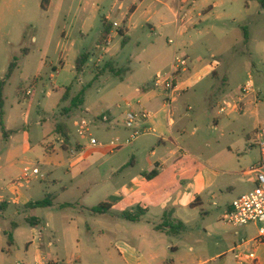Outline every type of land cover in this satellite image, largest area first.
I'll return each instance as SVG.
<instances>
[{
  "label": "crops",
  "instance_id": "obj_1",
  "mask_svg": "<svg viewBox=\"0 0 264 264\" xmlns=\"http://www.w3.org/2000/svg\"><path fill=\"white\" fill-rule=\"evenodd\" d=\"M43 1L0 0V50L9 57V66L15 59L18 61V51L25 52L26 57L30 55L31 51L26 48L30 40L36 46L33 54L46 59L41 61L42 68L57 72L67 68L76 70L79 57L85 53L91 56L85 51L86 42L95 35V48L106 47L105 54L111 57V61L108 69L96 73L89 83L91 87L86 91L83 105L76 110H81L89 92L99 87V78L111 74L119 79L118 86L127 93L122 99L126 101L122 122L131 110L149 112L150 115L147 120L137 123L136 130L141 133L137 138H132L135 130H127L123 123L128 134L122 140L101 145L93 153L83 152V156L77 155L70 160L65 175L71 176L72 181L81 179L74 186L82 196L75 204H57L61 211L72 209L74 212H55L57 196L50 192L44 194L43 188L49 190V183L59 187L62 176L51 181L50 178L66 165L51 159V155L59 150L54 143H47L44 147L41 142L34 143L30 134L21 138L23 133L28 135L26 132H30L32 125H18L17 117L29 118L20 104L16 105L17 108L11 105L4 109L6 81L2 111L9 134L4 136L0 124V207H4L0 210V224L5 223L0 227V234L8 248L1 243L0 264H12L10 257L14 254L11 250L19 242L27 244L31 264L38 260H57L49 250L57 243L59 231L74 236L78 252L73 260L78 264H232V261L237 264L233 253L235 247L252 238L242 239L241 232L222 220V215L236 198L227 201L216 214L207 210L206 204L209 193L225 174L248 176L253 184L256 183L251 169L260 159L257 144L248 138L238 150L233 164L214 157L204 161V155L196 147L191 146L192 152L182 147L181 141L186 142L184 138L188 134L186 120L191 118L190 112L199 106L205 117L209 113L211 96L217 93L221 82L216 78L217 73L214 79L210 78L209 74L216 70L208 67L202 70L194 63L189 70L182 72L177 96L170 107L164 102L163 93L150 86L157 74L169 73L176 54L185 56L196 40L209 32L225 34V27L216 22L246 23L249 12L260 7L259 3L248 0H46L43 7ZM202 24L206 25L202 27ZM105 26L112 29L106 43L100 46L98 40ZM76 33L78 38H75ZM116 39V45L111 46ZM52 51L60 56L61 68L52 61L48 62ZM187 57L191 58L190 55ZM146 65L150 66L148 70L144 68ZM4 78H0V83ZM28 92L26 96H31L32 92ZM233 96L235 93L227 95L224 100ZM244 111L238 115L242 116ZM42 113L35 122L38 126L56 119L53 109H44ZM232 114L237 113L227 116ZM217 116L221 117L219 112ZM112 123L109 125H114ZM58 126L51 134L60 137ZM215 126H220L218 119H215ZM198 130L199 126H195L192 134ZM78 149L82 150V147L78 146ZM70 150H73L71 145L65 152L69 154ZM187 156L192 163L185 162ZM90 157L99 160V165L86 162ZM40 164L44 170L38 167ZM35 168L39 173L32 175ZM27 171L32 176L26 180ZM94 178L99 180L91 189ZM60 188L67 191L66 187ZM89 188L96 190L99 203L89 202ZM47 194L53 195L52 206L27 207L43 200L39 198L41 195L45 198ZM103 203L111 205L109 212H92V208ZM39 210H47L43 220L38 215ZM141 211L142 215L136 221L122 217L125 212L136 214ZM32 214L36 216H30ZM28 218H37L38 225L29 224ZM57 220L62 222L61 230ZM8 233L13 236V245L8 243ZM24 238L26 241L22 240ZM82 243L87 246L86 254L92 257L90 263L82 255ZM263 247L256 249L249 244L242 250L256 249L260 254ZM259 261L264 262L260 256Z\"/></svg>",
  "mask_w": 264,
  "mask_h": 264
},
{
  "label": "rangeland",
  "instance_id": "obj_2",
  "mask_svg": "<svg viewBox=\"0 0 264 264\" xmlns=\"http://www.w3.org/2000/svg\"><path fill=\"white\" fill-rule=\"evenodd\" d=\"M249 15L250 17H248L246 23L239 21L237 24L233 23V20L216 22L217 25L225 27V34L209 32L204 37L196 40L194 47L187 49L184 56V59L188 62L186 66L188 70L196 63L202 70L205 67H208L207 69L209 70H216L209 74L210 78L212 79L214 74L217 73L216 78L221 80L217 88L218 91L216 90L217 93L211 96V107L208 108V115L205 117L201 112L202 108L199 109V106L193 112H190L191 118L186 120L188 130V134L184 138L186 142L181 141L182 147L188 152H192L191 146L196 147L204 155V161L208 157H214V159L223 160L226 164L235 163L238 150L242 149L245 141L250 138L253 139V144H256V130L259 127H264V11L258 7L257 9H252ZM205 25L202 24V27ZM247 29L249 30L248 34H250L248 40L244 37ZM93 36L95 37V35H91L86 42L85 51H89L91 56L82 73H77L76 70H69V68L58 70L59 72L49 68H42L41 61L46 59L40 57V55L33 54L36 51V46L29 40L26 48L31 53L26 57L25 52H17L19 69L14 71L4 90L6 105L4 109H9L11 105L17 108L16 105L20 104L21 108L26 110L29 115L28 119L17 117L19 126L32 125L30 132H26L28 135L23 133L21 138L23 139L30 134L31 139H34V143L41 142L44 147L47 143H54L59 150L51 155V159L66 165L64 168L59 169L60 174L56 171L50 178L51 181L61 175L62 177H60L63 181L59 187H53L52 183H49L50 188L46 190L42 186L43 191H46L44 194L50 192L57 196L54 201L55 212H74L72 209L61 211L57 209V204L63 202L75 204L78 203V199L82 196L74 186L75 183H80L81 179L76 178L72 181L71 176L65 175L70 168V160L77 155L83 156L84 154L93 153L101 145L118 142V139L122 140L128 134L123 126L124 122H122V113L126 109V101L122 99L127 93L122 90L120 85L118 86L120 83L119 79L111 74L99 78V87L89 92L86 104L81 110H76L77 108H75L71 112L68 111L72 100L95 78L96 73L104 70L107 63L111 61V57L105 54L106 47H102V49L95 48L96 40L93 39ZM76 37L78 38L77 33L75 34ZM116 42L117 39L111 46H115ZM79 43L77 42V45ZM6 55L5 52L0 50V78H4L8 71L10 61L9 57H5ZM189 55L192 60L191 58L188 59L187 56ZM213 55L215 58L212 57ZM176 56L182 55L178 53ZM51 61L54 62L56 67L61 68L60 56H57L53 51L48 59L49 63ZM209 63H211V66ZM146 66L144 68L148 70L150 66ZM51 75H55V77L51 78ZM223 78H227V80L224 82L222 81ZM247 81L252 82L253 91L243 100L245 104L244 114L240 116L237 113L218 117V107L225 102L224 99L227 95L238 93ZM59 85H65L66 87L59 88ZM27 91H31L32 95L26 96ZM17 93L20 95H17ZM59 104L60 107H58ZM44 109L46 111L55 110L56 119L46 122L43 126H38L35 122L40 119L39 115H43L42 111ZM215 119L220 121V126H215ZM83 120L87 123L86 127L82 125ZM109 123L114 125H109ZM58 124L57 131L60 137L51 134ZM195 126H199V130L193 135ZM80 129H83V134L79 133ZM68 130H70L69 141L66 142L64 135L68 133ZM46 134H50V136L47 137ZM93 139L97 141V145L90 148V142ZM69 145L72 146L73 150H70L68 154L65 149ZM78 146H81L82 150H79ZM94 155L96 156V154ZM77 159H75V162H78ZM86 162H91L92 165L96 163H98L96 165H99L100 163L99 160L94 161L92 157L87 159ZM185 162L192 163V160L187 156ZM38 167L45 169L41 164ZM97 179L91 180V189L95 186L94 182L99 180ZM86 180H88V177ZM237 182L238 187L236 186ZM62 186L66 187L67 191H63L60 188ZM230 187L236 188V190L229 189ZM255 187L256 184H253L248 176L225 174L218 179L209 193L206 209L214 214L219 213L227 201H232L238 196L252 191ZM91 189L90 197H88L89 202L92 204L99 203L97 202L99 201V195L95 196L96 190ZM41 197L39 199H44V196L41 195ZM38 215L43 220L47 215V210H39ZM30 216L36 215L32 214ZM91 217H94V215H91ZM91 217L90 219H92ZM57 223L59 230H61L63 228L62 222L57 220ZM4 224H0V227H3L2 225ZM259 226V224L250 223L247 226L238 227L236 230L241 232L242 239H250L257 236ZM81 229L84 230L83 227ZM2 236L0 234V245L2 243L3 247L8 248ZM57 239L54 248L50 249L49 252L60 262L78 264L73 260L76 252H78L74 236L62 234L59 231ZM22 240L26 241V238ZM26 245L25 242H19L18 246L12 248L11 252L14 254L10 257L12 264H31L30 253L27 254ZM86 247L82 243L80 250L84 260L90 263L92 262V257L86 254ZM263 250L264 247L262 252L258 254V258L260 256L262 261H264ZM6 253L5 251V256ZM234 263L232 261V264Z\"/></svg>",
  "mask_w": 264,
  "mask_h": 264
},
{
  "label": "built area",
  "instance_id": "obj_3",
  "mask_svg": "<svg viewBox=\"0 0 264 264\" xmlns=\"http://www.w3.org/2000/svg\"><path fill=\"white\" fill-rule=\"evenodd\" d=\"M187 64L188 62L184 59V56H175L171 71L169 73L157 74L150 86L153 90L163 93L164 102L168 107H170L177 96L179 75L187 69ZM181 68L182 70H180ZM252 91L253 84L251 81H247L235 96L230 97V100L219 105V114L227 115L244 111L243 100ZM28 94H30V91ZM149 115V112L137 113L132 110L125 114V127L129 130H135L132 138H137L141 134L136 130L137 123L147 120ZM82 125L86 127L87 123L85 120L82 121ZM79 133L83 134V129H80ZM91 144L95 146L97 145V141L93 139L91 140ZM256 144L260 152V159L251 169L255 175L256 187L252 191L237 197L232 202L230 209L226 210L222 215V220L234 228L247 226L250 223L260 225L257 236L249 241L243 240L235 247L233 253L237 264H261L256 249L260 246H264V127H259L256 130ZM38 173L39 169L35 168L32 170L31 174L36 175ZM31 174L27 171L24 179H29L32 176ZM249 244H252L256 249L243 251L242 248ZM36 264L67 263L60 262L59 260H38ZM262 264H264V262Z\"/></svg>",
  "mask_w": 264,
  "mask_h": 264
},
{
  "label": "trees",
  "instance_id": "obj_4",
  "mask_svg": "<svg viewBox=\"0 0 264 264\" xmlns=\"http://www.w3.org/2000/svg\"><path fill=\"white\" fill-rule=\"evenodd\" d=\"M248 1H257L260 5V7L264 10V0H248ZM46 6V0L43 1V7ZM111 27L109 26H105V28L103 29V32H102V35L101 37L99 38L98 40V44L100 46H103L105 43H106V39L108 38L110 32H111ZM120 35L121 36H124L123 32H120ZM244 37L246 40L249 39V34H248V31L245 30V33H244ZM90 58V54L89 53H85L83 54L81 57H79L77 60H76V72L77 73H82L84 71V68L88 62ZM109 67V64L107 63L106 67L104 68L105 70L108 69ZM17 68V59H15L14 62H12L8 68V71L6 73V76H5V80H3V82L0 83V124H1V127H2V130L4 132V136L7 137L9 132L6 131V128H5V124H4V120H3V104H4V101H3V89H4V86L6 84V81H8L12 74L14 73L15 69ZM112 73H116L115 70H111ZM91 87V84H88L85 88H83L81 90V92L79 93V95H77L71 102V106L70 108L68 109L69 112H71L72 109H75V108H79L80 106L83 105L84 103V99H85V96H86V91ZM67 111V110H66ZM65 137V141L68 142L69 141V130H68V133H65L64 135ZM153 174V173H152ZM53 195L52 194H47L46 197L41 200V201H37L35 203H30L28 204V208H33V209H37V208H46V207H50L53 205ZM1 209H4L3 206L0 207V210ZM111 209V205L110 204H107V203H103V204H100L99 206L97 207H94L92 208V212H95V213H100V214H105L107 212H109V210ZM142 215V211L141 213L138 212L136 214H132L130 212H125L122 214V217L124 219H127V220H130V221H136L140 218V216ZM28 223L31 224V225H38V219L37 218H28ZM8 237H9V245H13L14 243V240H13V236L11 233H8L7 234Z\"/></svg>",
  "mask_w": 264,
  "mask_h": 264
}]
</instances>
